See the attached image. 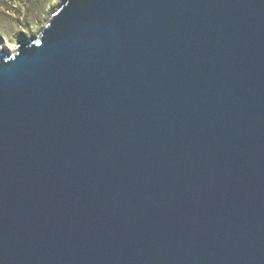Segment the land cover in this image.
<instances>
[{
  "label": "water",
  "instance_id": "95a60500",
  "mask_svg": "<svg viewBox=\"0 0 264 264\" xmlns=\"http://www.w3.org/2000/svg\"><path fill=\"white\" fill-rule=\"evenodd\" d=\"M0 264H264V0H63L0 51Z\"/></svg>",
  "mask_w": 264,
  "mask_h": 264
},
{
  "label": "rangeland",
  "instance_id": "374dc122",
  "mask_svg": "<svg viewBox=\"0 0 264 264\" xmlns=\"http://www.w3.org/2000/svg\"><path fill=\"white\" fill-rule=\"evenodd\" d=\"M63 0H56L47 12L38 19L28 16H14V18H5L0 16V48L14 52L20 41L37 37L48 22L50 16ZM10 13H13L10 10Z\"/></svg>",
  "mask_w": 264,
  "mask_h": 264
},
{
  "label": "trees",
  "instance_id": "16d2710c",
  "mask_svg": "<svg viewBox=\"0 0 264 264\" xmlns=\"http://www.w3.org/2000/svg\"><path fill=\"white\" fill-rule=\"evenodd\" d=\"M56 0H0V16L14 18V16H28L38 19L52 7ZM10 10L13 13H10Z\"/></svg>",
  "mask_w": 264,
  "mask_h": 264
},
{
  "label": "bare ground",
  "instance_id": "6f19581e",
  "mask_svg": "<svg viewBox=\"0 0 264 264\" xmlns=\"http://www.w3.org/2000/svg\"><path fill=\"white\" fill-rule=\"evenodd\" d=\"M0 51H2L1 48H0ZM10 52H11V51H10Z\"/></svg>",
  "mask_w": 264,
  "mask_h": 264
}]
</instances>
